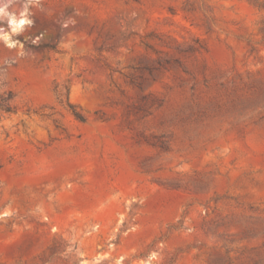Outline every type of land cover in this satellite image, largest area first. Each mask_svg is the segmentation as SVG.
Instances as JSON below:
<instances>
[{
    "label": "rangeland",
    "instance_id": "rangeland-1",
    "mask_svg": "<svg viewBox=\"0 0 264 264\" xmlns=\"http://www.w3.org/2000/svg\"><path fill=\"white\" fill-rule=\"evenodd\" d=\"M4 4L0 264H264V0Z\"/></svg>",
    "mask_w": 264,
    "mask_h": 264
},
{
    "label": "clouds",
    "instance_id": "clouds-1",
    "mask_svg": "<svg viewBox=\"0 0 264 264\" xmlns=\"http://www.w3.org/2000/svg\"><path fill=\"white\" fill-rule=\"evenodd\" d=\"M9 7V4H4L3 7H0V14H2L5 17H9L10 23H15L14 18H12V14H10L7 9ZM21 24L24 23L23 20L20 21ZM13 31H15V29H13ZM5 39H7V37H5Z\"/></svg>",
    "mask_w": 264,
    "mask_h": 264
}]
</instances>
